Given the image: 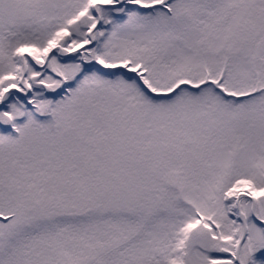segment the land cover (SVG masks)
<instances>
[{"label":"snow or ice","instance_id":"1","mask_svg":"<svg viewBox=\"0 0 264 264\" xmlns=\"http://www.w3.org/2000/svg\"><path fill=\"white\" fill-rule=\"evenodd\" d=\"M0 264H264V0H0Z\"/></svg>","mask_w":264,"mask_h":264}]
</instances>
